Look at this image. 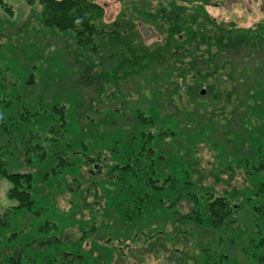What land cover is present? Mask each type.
Wrapping results in <instances>:
<instances>
[{
    "label": "rangeland",
    "instance_id": "obj_1",
    "mask_svg": "<svg viewBox=\"0 0 264 264\" xmlns=\"http://www.w3.org/2000/svg\"><path fill=\"white\" fill-rule=\"evenodd\" d=\"M96 2L120 34L90 47L44 27L38 4L0 0V86L8 87L0 92L13 98L9 107L0 98V121L14 127L0 128V162L8 174L32 175L34 202L16 210L0 172V264L17 255L21 264H65L73 255V264H264V0ZM202 15L242 48L216 52L198 74L207 96L197 106L181 92L184 73L160 80L179 92L153 96L151 77L183 60L176 54ZM188 74L187 84L195 82ZM27 109L41 113L37 124L21 122ZM138 111L152 123L139 126ZM140 131L152 134L146 145L132 139ZM28 142L46 157L28 161ZM141 147L154 152L141 157ZM126 163L131 172L114 169ZM177 169L199 197L230 200L223 226L173 222L163 209L171 197L153 186H171Z\"/></svg>",
    "mask_w": 264,
    "mask_h": 264
},
{
    "label": "trees",
    "instance_id": "obj_2",
    "mask_svg": "<svg viewBox=\"0 0 264 264\" xmlns=\"http://www.w3.org/2000/svg\"><path fill=\"white\" fill-rule=\"evenodd\" d=\"M96 1L97 0H25V3L31 7H34V5L38 4L42 8L41 24L44 27L56 29L57 31L62 33L71 32L78 44L85 46L90 45L91 47L95 46L96 39H99V43L102 44L107 40L114 41L118 39L120 34V23L115 22L114 24H111L110 27L103 23L105 10ZM202 1L204 5L205 0ZM204 18L205 16L202 15L201 27L199 29V32L190 34L189 38L185 41V50H183V52L181 53L176 54L177 56L182 54L183 60L180 63H177L176 59L173 58L175 63L172 64L173 68L171 70H168L165 75L160 71L151 77L153 80V85L150 87L152 88L151 93L153 94V96H166V93L169 94V92V96H171L173 92H179L178 87L176 85H173V81L169 82L168 86L170 87L168 88V90H166L167 87H163V85H160L162 84L160 83V80L166 78V80H163L168 81L170 78L173 79L176 74L183 73L184 75L186 74V76L183 77L186 80V87L182 88L181 92L183 96L188 98L191 105L194 104V106H197L200 102L199 99L204 95L207 96V92L205 93V87L203 86L205 85V77L204 75L200 77L198 76V74H202L205 70V73H208L207 70H209L210 66L212 65V61L216 56V52V54H223V52L227 53L230 48H236L238 44L234 43L231 39L232 37L227 34L225 35L224 32H222L221 34V32L215 31L216 29L214 28V20L208 21ZM117 25H119L118 31H116L117 29L115 28ZM191 32L192 31L190 29V31H187V34ZM241 42H243V40L240 41V43ZM239 48H242L241 45H238V49ZM199 54L201 55V58H198ZM180 66H182L183 68L181 69ZM202 66L203 69H200V67ZM204 67L206 68L204 69ZM188 73H195L196 76L195 78H193L195 82L187 84L189 82L188 77L192 75ZM172 87H174V90ZM0 88L5 89L8 87L2 84ZM208 89V91L210 92H208V94H213V97L218 96V93H216L214 89L211 90V86H209ZM0 98L1 102L6 107H9L11 105V102H13V98L8 93V91L0 92ZM58 109L63 108H56L55 112L58 111ZM57 113L58 115L62 116L59 111ZM40 114L41 113H39L38 111L33 112L27 109V111L22 113L23 116H21L20 114L21 122H31V124H37V119H35L36 123L32 122V120L33 118H37V115L40 116ZM136 118L138 119L137 124L142 127H145L144 124L152 123L148 118H146V116H144V113L141 111H138V115L136 116ZM13 122L15 123V121ZM0 128L8 134L12 133L14 130V127H8L7 122L4 119L0 121ZM56 131L57 133H59V128H56ZM38 132L39 130L34 132L32 131L31 138H38L40 135V133ZM151 135V133H148L146 131H140L139 135H134L132 139L135 140L138 137L142 138L141 144L146 145L151 141ZM28 145H30V142L27 143L25 153L26 159H28V161L32 162L34 157H40L41 160L46 157V151L44 153H41L40 151L43 150V147H41L37 142L36 144L32 143L30 146ZM141 149H143V151L140 152L141 157L146 156V154L144 153L149 152L152 154L154 152L153 148L147 149L145 147H141ZM97 159L100 161L101 155L98 158L96 157V160ZM3 162H0V172L13 185V188L10 192V198L18 203L16 210H31V207L34 204L29 192V189H31L32 187V175L14 173L8 174L4 167L5 162ZM154 164L155 162L152 161V165ZM2 167L5 170H3ZM117 168H121V170L123 171H130L132 165L130 163H126L122 166L120 164H115L114 169ZM153 173L156 177V172H154V170ZM172 177L173 181L171 186L170 179H165L166 181L164 180V185L167 183V186L157 185V187H153L155 191H165L166 189V192L171 197V200L167 201V203H164L163 209L168 210L170 215L176 218L173 221L174 223L184 220L186 223H194L200 226H205V224H210L214 228L223 226L225 220L232 214L233 211V206L229 199L224 196L214 198V195L210 193L204 198L199 197L195 190L192 189L193 186L188 173L182 170L177 169L173 173ZM111 179L112 181H116V178L113 175ZM152 182H156V179H153ZM186 201L190 202L192 205L190 211H188L187 213L184 212L182 208H180V204ZM260 209L261 208L258 206L255 207L257 213ZM4 225V220L0 218V226ZM0 246H2L1 238ZM66 255L71 254L67 253ZM20 256L21 255H17L15 256V258L11 257L10 263L21 264V262H19L18 260V258L20 259ZM224 258L227 257L224 256ZM73 259L74 255L72 257L65 256V264H73ZM51 260L52 261H48L47 263H45V261H39V263L38 261H35V264H54L56 262L55 259ZM263 260L264 259H262L261 261L262 263H264Z\"/></svg>",
    "mask_w": 264,
    "mask_h": 264
}]
</instances>
